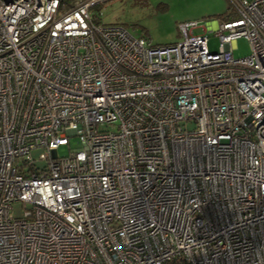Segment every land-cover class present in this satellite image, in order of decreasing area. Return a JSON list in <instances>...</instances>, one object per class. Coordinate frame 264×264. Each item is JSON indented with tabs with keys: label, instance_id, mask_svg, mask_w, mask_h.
Listing matches in <instances>:
<instances>
[{
	"label": "built area",
	"instance_id": "built-area-1",
	"mask_svg": "<svg viewBox=\"0 0 264 264\" xmlns=\"http://www.w3.org/2000/svg\"><path fill=\"white\" fill-rule=\"evenodd\" d=\"M103 1L0 0V264H264V0H229L216 51Z\"/></svg>",
	"mask_w": 264,
	"mask_h": 264
},
{
	"label": "rangeland",
	"instance_id": "rangeland-1",
	"mask_svg": "<svg viewBox=\"0 0 264 264\" xmlns=\"http://www.w3.org/2000/svg\"><path fill=\"white\" fill-rule=\"evenodd\" d=\"M229 0H105L90 8L92 16L102 23H119L134 36H144L149 45H162L180 39L178 24L186 20H196L205 27L207 46L210 51L218 48V39L211 23L217 25L220 17L230 10ZM195 34H204L201 27L193 30ZM233 55L241 57L249 54L250 47L245 38L235 41ZM77 136L69 137L67 145H60L57 154L66 155L69 150L79 148ZM38 163H41L38 162ZM14 216L21 214L20 205H13Z\"/></svg>",
	"mask_w": 264,
	"mask_h": 264
},
{
	"label": "trees",
	"instance_id": "trees-1",
	"mask_svg": "<svg viewBox=\"0 0 264 264\" xmlns=\"http://www.w3.org/2000/svg\"><path fill=\"white\" fill-rule=\"evenodd\" d=\"M235 13L230 10L227 11L226 14H224L223 16L220 17V19H227V18H233L235 17Z\"/></svg>",
	"mask_w": 264,
	"mask_h": 264
},
{
	"label": "crops",
	"instance_id": "crops-1",
	"mask_svg": "<svg viewBox=\"0 0 264 264\" xmlns=\"http://www.w3.org/2000/svg\"><path fill=\"white\" fill-rule=\"evenodd\" d=\"M209 27H210V28H214V27H215V23H211V24H209Z\"/></svg>",
	"mask_w": 264,
	"mask_h": 264
}]
</instances>
